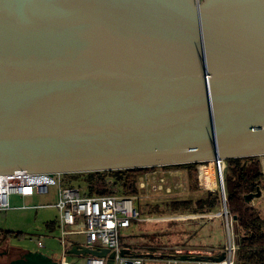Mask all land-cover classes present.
I'll return each mask as SVG.
<instances>
[{
	"label": "water",
	"instance_id": "water-1",
	"mask_svg": "<svg viewBox=\"0 0 264 264\" xmlns=\"http://www.w3.org/2000/svg\"><path fill=\"white\" fill-rule=\"evenodd\" d=\"M263 2L0 0V176L264 157Z\"/></svg>",
	"mask_w": 264,
	"mask_h": 264
},
{
	"label": "rangeland",
	"instance_id": "rangeland-1",
	"mask_svg": "<svg viewBox=\"0 0 264 264\" xmlns=\"http://www.w3.org/2000/svg\"><path fill=\"white\" fill-rule=\"evenodd\" d=\"M261 163L262 168H264V157H261ZM202 166L213 167L218 183L216 189H207L202 184L200 171V167ZM197 171L196 182L198 190L195 189L194 183L192 184L190 172L185 169H166L165 174L162 176L165 181L162 187L158 185V182L155 183L151 179V175H148V181L145 179V172L139 175L137 181L139 195L136 206L141 211L142 216L139 221L131 223L132 227L120 230V245L123 250H135V247L149 248L153 250V254H141L143 257H148L145 258L146 264H162L160 260L153 261L158 258L157 253L162 248L172 246V244L184 245L187 241L186 237H189V234L196 240V243L199 242V238L203 236L201 229L204 226V221L208 220L206 219L207 217L203 218L197 212L195 213V210L175 212L170 208V204L174 201L183 200L195 202L201 197H207L208 192L212 191H218L222 195L221 182L224 179L225 169L223 178L216 163L213 162L199 165ZM61 177L64 188L79 189L81 194L95 196L100 189H109L110 191L119 193V187L113 184L115 183V178L109 175L105 177V180H97L95 177L90 179L83 174L81 176L69 174L62 175ZM154 186L157 187V190H154ZM57 188L51 186L48 193L36 194L33 198L25 201L20 198H12L10 202L11 208L0 210V250L8 248L11 251L32 257L34 260L44 261L46 264H58L60 262L63 256V249L60 240L62 236L60 215L55 207L58 195ZM249 202L250 206L260 211V215L264 219V199L259 204L254 202V200H250ZM217 210L219 211L212 213L219 214V221L213 223L212 227H216L213 230L215 234L211 233L210 236H215L219 244H227L228 236H231L238 244L237 236L239 237V232L237 220H235V217H231L230 213L228 219L226 218L223 195L222 204ZM66 240L68 260L75 259L79 261L85 259V256L70 254L69 251L73 246H84L86 239L82 236H75ZM211 240L214 239L212 238ZM38 241L43 243L42 248L38 247ZM140 243H142L141 246L139 245ZM205 251L206 249L203 250V252ZM166 252L173 253V251L169 250H166ZM109 264L114 263L110 261Z\"/></svg>",
	"mask_w": 264,
	"mask_h": 264
},
{
	"label": "built area",
	"instance_id": "built-area-1",
	"mask_svg": "<svg viewBox=\"0 0 264 264\" xmlns=\"http://www.w3.org/2000/svg\"><path fill=\"white\" fill-rule=\"evenodd\" d=\"M225 163L224 161L216 163L222 178ZM201 168L206 167L202 166ZM162 171L166 170L157 167L145 172L146 181H148V175H151V179L155 183L158 182V185L162 187L165 182L162 177L165 173ZM61 176L62 174H29L25 171L15 172L12 175H6V177L0 176V210L11 208L12 197L24 200L32 198L36 194L48 193L51 186L58 187L55 207L60 215V226L62 227L60 240L63 249V256L58 264H109L110 261L114 264H144L141 257H132L123 253L124 250L121 248L119 237L121 229H127L132 225V222L141 219V211L136 206L138 196L126 197L118 193L88 196L81 194L79 189L64 188ZM154 190H157L156 186H154ZM224 208L228 219V208L225 205ZM75 236H82L86 239V243L81 247L94 251L105 249L109 251L108 256L103 258L85 255V259L69 261L66 252V239ZM38 247H43L41 241H38ZM238 249L239 245L235 239L228 236L222 262H199V264H236ZM111 255H113L112 258H110ZM203 256L211 258L213 254L210 252L203 254Z\"/></svg>",
	"mask_w": 264,
	"mask_h": 264
},
{
	"label": "trees",
	"instance_id": "trees-1",
	"mask_svg": "<svg viewBox=\"0 0 264 264\" xmlns=\"http://www.w3.org/2000/svg\"><path fill=\"white\" fill-rule=\"evenodd\" d=\"M201 164H187L182 166H169L163 169H185L190 172L192 184L194 183L195 189L198 190L197 185V168ZM152 170L151 168L144 169H131L119 171H106L94 173H81L73 174L74 176H81L82 174L88 178H96L97 180L103 179L107 175L115 178V184L119 187V193L126 197H137L139 195V188L137 181L139 175L144 172ZM95 179V180H96ZM225 195H226V208L231 215L235 217L238 225V245L239 249L236 255V262L238 264H264V219L260 215L257 208L250 206V202L246 200L248 196L256 195L258 191H264V168H262L261 157H251L244 159H232L226 161L225 174ZM98 195L113 194L116 192L109 189H100L97 191ZM93 196L91 194H88ZM222 204V195L218 191L208 192L207 197L199 198L195 202L192 200L174 201L171 202L170 208L175 212H184L186 210H195L194 212H206L217 209ZM142 214V213H141ZM152 253L153 250L138 249L134 252H127L129 256L141 257L143 260L147 256L140 254ZM187 257L189 259L196 256L185 254L179 255L171 252L160 251L157 256L166 257ZM198 257H204L203 255Z\"/></svg>",
	"mask_w": 264,
	"mask_h": 264
},
{
	"label": "crops",
	"instance_id": "crops-1",
	"mask_svg": "<svg viewBox=\"0 0 264 264\" xmlns=\"http://www.w3.org/2000/svg\"><path fill=\"white\" fill-rule=\"evenodd\" d=\"M162 172L165 173L166 171H162ZM12 198H18V197H12ZM201 198H204V197H201ZM27 199H30V198H26V199H24V201L27 200ZM263 199H264V191H261V196L258 197V198H254V202L259 204L261 202V200H263ZM24 205H23V207H24ZM217 211H219V210L215 209L213 211H209V213L197 212V214H200L201 216H203V218L207 217L206 219H208L207 221L203 220L204 221V226L201 229V231H203V236H202V238H199V242L196 243V240L193 239V237H191V234H189V237H186L187 241L185 242L184 245L179 246V245L172 244V246H168L166 248H162L160 251L169 250V251H173L174 254H178V253L190 254V255H193V256H196V257L198 255L202 256L205 253H210L211 252L213 254V258L214 259H220L221 257H223L224 248H225V244L226 243L225 244L224 243L223 244H219V242L216 241L215 236L214 237L210 236L211 233L215 234L213 232V230L216 227H212L213 223L215 221H219V217H218L219 214H215V213L213 214L212 213V212H217ZM211 220H213V221H211ZM130 227H132V225ZM212 238L214 240H211ZM237 239H238V236H237ZM189 242H191V243L189 244ZM139 245L141 246L142 243H140ZM138 249H145V248H137V247H135V250H138ZM205 249H206V251L203 252V250H205ZM135 250L129 249L128 251L129 252H134ZM124 251H126V250H124ZM128 251H126V252H128ZM196 257L191 258V259H189V258L188 259H184L183 257H176L175 255L166 256V257L160 256L157 259H154L153 261L160 260V263L162 262V264H199V261L198 262L196 261V259H197ZM146 262L147 261L144 260V264H146ZM236 264H238V263H236Z\"/></svg>",
	"mask_w": 264,
	"mask_h": 264
},
{
	"label": "flooded vegetation",
	"instance_id": "flooded-vegetation-1",
	"mask_svg": "<svg viewBox=\"0 0 264 264\" xmlns=\"http://www.w3.org/2000/svg\"><path fill=\"white\" fill-rule=\"evenodd\" d=\"M208 0H194L197 6L204 4ZM264 0H259V2H263ZM264 3V2H263ZM27 257L25 254H20L18 252L11 251L8 248H4L0 250V264H8L13 260L23 259Z\"/></svg>",
	"mask_w": 264,
	"mask_h": 264
},
{
	"label": "bare ground",
	"instance_id": "bare-ground-1",
	"mask_svg": "<svg viewBox=\"0 0 264 264\" xmlns=\"http://www.w3.org/2000/svg\"><path fill=\"white\" fill-rule=\"evenodd\" d=\"M213 167H206L201 168V181L204 187L207 189H216L217 188V181H216V173L213 171Z\"/></svg>",
	"mask_w": 264,
	"mask_h": 264
}]
</instances>
